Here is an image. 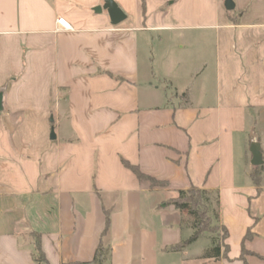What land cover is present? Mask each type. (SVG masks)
<instances>
[{"label":"crops","instance_id":"obj_1","mask_svg":"<svg viewBox=\"0 0 264 264\" xmlns=\"http://www.w3.org/2000/svg\"><path fill=\"white\" fill-rule=\"evenodd\" d=\"M112 1L117 26L103 0H0V264H36L31 234L48 264L100 243L105 264H241L242 242L264 264V0ZM190 187L217 193L228 259L202 236L173 250L192 230L167 203Z\"/></svg>","mask_w":264,"mask_h":264},{"label":"trees","instance_id":"obj_2","mask_svg":"<svg viewBox=\"0 0 264 264\" xmlns=\"http://www.w3.org/2000/svg\"><path fill=\"white\" fill-rule=\"evenodd\" d=\"M123 165L128 168L134 176L140 181H147L152 188L158 186H167L163 181H158L152 177L143 174L138 167L130 165L128 162L123 161ZM263 167H256L250 172V178L254 185L260 192V184L262 180ZM175 210L185 211L186 215L190 218L189 226L192 230V234L180 245L175 247L174 251H179L196 242L203 234L214 230L215 227L220 229L222 239L218 237H210V248L203 252L202 258L218 260L221 257L228 259L227 253L229 248L224 241L226 240L228 233L226 229L219 225V217L216 210L217 206V193L209 192L206 190L190 187L187 191H179L178 197L167 203ZM214 224V225H213ZM109 225L108 218L106 217L105 232ZM215 226V227H214ZM104 232V233H105ZM211 233V232H210ZM33 236V260L36 264H48L44 254L41 251L40 239L37 234H31ZM251 237L250 231H247L244 240ZM110 248L100 243L98 246L94 258L87 264H105L110 258ZM253 254L245 249L244 242L241 244V250L238 258L236 259L241 264H247L246 258Z\"/></svg>","mask_w":264,"mask_h":264},{"label":"water","instance_id":"obj_3","mask_svg":"<svg viewBox=\"0 0 264 264\" xmlns=\"http://www.w3.org/2000/svg\"><path fill=\"white\" fill-rule=\"evenodd\" d=\"M224 6L227 11H231L234 8L232 0H225ZM102 10L107 12V15L110 20V24L112 26H117L126 19L124 13L118 8V6L112 0H103V5L96 7L94 9V12L100 13ZM1 110H2V105H1V95H0V112ZM49 138L50 140H55L56 138L54 131L52 129L50 131ZM249 151L251 154L250 165L255 168L262 166L264 162H263L259 143L255 141L251 143Z\"/></svg>","mask_w":264,"mask_h":264},{"label":"rangeland","instance_id":"obj_4","mask_svg":"<svg viewBox=\"0 0 264 264\" xmlns=\"http://www.w3.org/2000/svg\"><path fill=\"white\" fill-rule=\"evenodd\" d=\"M50 134V133H49ZM263 167V166H262ZM262 178H264V168H263V172H262ZM166 186H158L155 188H165ZM171 201V200H170ZM169 201V202H170ZM214 225V224H213ZM215 227V226H214ZM211 232V233H210ZM210 232H206L205 234L202 235L201 239L198 241V245H202V244H206L209 240L211 236H215L218 237L219 239H222V234L220 232V229L215 227L214 230H211ZM209 238V239H208Z\"/></svg>","mask_w":264,"mask_h":264},{"label":"built area","instance_id":"obj_5","mask_svg":"<svg viewBox=\"0 0 264 264\" xmlns=\"http://www.w3.org/2000/svg\"><path fill=\"white\" fill-rule=\"evenodd\" d=\"M56 24L63 31H71L72 30L70 24L68 22H66L63 18H58L56 20Z\"/></svg>","mask_w":264,"mask_h":264}]
</instances>
